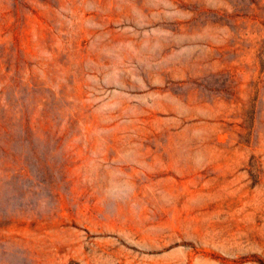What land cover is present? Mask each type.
<instances>
[{
	"label": "rangeland",
	"instance_id": "1",
	"mask_svg": "<svg viewBox=\"0 0 264 264\" xmlns=\"http://www.w3.org/2000/svg\"><path fill=\"white\" fill-rule=\"evenodd\" d=\"M251 221L264 0H0V264H264L210 241Z\"/></svg>",
	"mask_w": 264,
	"mask_h": 264
},
{
	"label": "bare ground",
	"instance_id": "2",
	"mask_svg": "<svg viewBox=\"0 0 264 264\" xmlns=\"http://www.w3.org/2000/svg\"><path fill=\"white\" fill-rule=\"evenodd\" d=\"M263 232H264V226L261 227L259 226L258 228L256 227L255 223L251 221L249 227H247V229L244 231H240L237 232L236 234H232L229 236L223 234L221 235L217 234L214 235L212 238H210V241L213 243L219 240L217 242L216 248L227 254L232 251H237L240 248V243H238L239 239H246L252 244V246L258 247L260 245V242L264 240ZM226 263H229V261L228 262L226 261Z\"/></svg>",
	"mask_w": 264,
	"mask_h": 264
}]
</instances>
